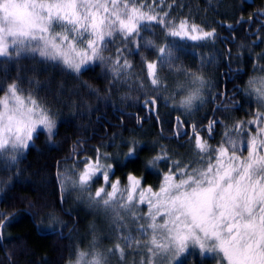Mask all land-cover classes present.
<instances>
[{
  "label": "trees",
  "instance_id": "16d2710c",
  "mask_svg": "<svg viewBox=\"0 0 264 264\" xmlns=\"http://www.w3.org/2000/svg\"><path fill=\"white\" fill-rule=\"evenodd\" d=\"M143 2L154 14L167 13V21L178 25L187 20L204 31L215 30V35L204 40L172 37L151 22L141 31L143 39H137L141 47L130 43L123 51L122 57L132 67L120 76L112 70L117 49H125L119 36L104 51L105 61L86 65L80 73L30 53L0 58V95L16 82L25 94L32 93L51 110L56 125L51 136L38 130L15 161L7 154L0 155V214L8 217L0 237V264H75L78 250L89 251L92 238L103 247L123 246L111 211L91 205L86 194L77 190L61 189L58 173L71 177L73 171L82 169L85 158H95L96 149L109 155L106 163L113 165V180L119 178L125 185L132 173L143 177L144 186L155 189L174 161L198 166L194 140L190 139L192 124L215 147L236 122L264 111L256 98L244 91L249 79L264 76V0ZM147 41L171 48L172 66L165 65L160 71L169 91L163 87L154 91L146 78L142 57L154 61L159 55L156 48L144 46ZM178 68L202 71L209 81L203 90V104L197 102L191 113L166 99L174 81L183 78ZM149 96L157 97L151 111L144 106ZM181 98L177 95L176 101ZM177 116L184 122L180 135ZM210 120L217 121L211 135L207 129ZM132 140L138 146L136 158L129 160L126 145ZM162 149L169 159L150 167L148 162ZM100 183L102 180H97L92 185L93 192ZM132 211L139 217L147 208L139 205ZM122 215L125 234L139 240L137 227L143 221ZM128 248L124 259L115 255L116 264H127ZM142 256L141 248L133 264H140ZM174 264H218V257L190 246Z\"/></svg>",
  "mask_w": 264,
  "mask_h": 264
},
{
  "label": "snow or ice",
  "instance_id": "6c2138e0",
  "mask_svg": "<svg viewBox=\"0 0 264 264\" xmlns=\"http://www.w3.org/2000/svg\"><path fill=\"white\" fill-rule=\"evenodd\" d=\"M165 17L167 13L154 14L143 0H0V58L30 53L80 73L86 65L105 61L104 51L119 36L125 49H117L112 70L120 76L132 67L122 57L123 51L130 43L141 47L137 39H143L141 31L151 22L172 37L204 40L215 35V30L204 31L187 20L177 25ZM144 46L159 53L154 61L142 57L146 78L154 91L162 87L169 91L160 71L165 65L172 66L170 46L157 47L152 41ZM176 71L183 78L174 81L166 99L191 113L197 102L203 104V90L209 81L199 70ZM244 91L264 107V76L249 79ZM177 95L182 96L178 101ZM156 104L157 97L144 100L150 111ZM176 120L180 135L184 122L179 116ZM216 123L208 122L209 135ZM55 126L51 110L32 93L25 94L16 82L0 95V155L7 154L15 161L38 130L51 136ZM191 127L198 166L174 161L155 189L144 186L143 177L132 173L125 185L119 178L113 180V165L106 163L109 155L99 149L95 158H85L82 169L73 171L71 177L58 173L62 191L70 183L74 190L86 194L91 205H102L114 214L120 229L118 240L123 241V246L116 243L106 251H100L93 241L89 251L78 250L75 264H110V256L117 254L122 260L125 248L133 244L143 250L140 264H174L190 246L198 247L201 254H215L218 264H264V111L236 122L215 147L200 135L196 124ZM126 146V158L135 159L138 142L132 140ZM167 159L162 149L148 164L154 167ZM97 180L102 183L93 192ZM139 205H146L147 211L138 217L132 210ZM122 214L143 221L137 227L139 240L125 234ZM6 219L0 214V228Z\"/></svg>",
  "mask_w": 264,
  "mask_h": 264
},
{
  "label": "rangeland",
  "instance_id": "374dc122",
  "mask_svg": "<svg viewBox=\"0 0 264 264\" xmlns=\"http://www.w3.org/2000/svg\"><path fill=\"white\" fill-rule=\"evenodd\" d=\"M65 187L71 189L72 191L74 190V189L71 187V184H70V183L66 184ZM77 192H78V190H77ZM93 241H94V239L92 238V240H91V244H92ZM96 243H97L98 249H99L100 251H106L108 248H112V247H114V246H112V245H110V247H103V245H102L98 240L96 241ZM90 249H91V248H90ZM90 249H89V250H90ZM140 251H141V248H137L136 246L128 248V249H127V252H126V259H128L129 261L127 262V264H133V261H134V263H135V260H136V259H135V256H136V254L139 253ZM109 260H110V264H116L115 255H114V256H110Z\"/></svg>",
  "mask_w": 264,
  "mask_h": 264
},
{
  "label": "water",
  "instance_id": "95a60500",
  "mask_svg": "<svg viewBox=\"0 0 264 264\" xmlns=\"http://www.w3.org/2000/svg\"><path fill=\"white\" fill-rule=\"evenodd\" d=\"M7 218H8V217H7ZM6 220H7V219H6ZM6 220L4 221V224H5ZM2 229H3V228H0V237L2 236Z\"/></svg>",
  "mask_w": 264,
  "mask_h": 264
},
{
  "label": "bare ground",
  "instance_id": "6f19581e",
  "mask_svg": "<svg viewBox=\"0 0 264 264\" xmlns=\"http://www.w3.org/2000/svg\"><path fill=\"white\" fill-rule=\"evenodd\" d=\"M3 238V235L1 236V239Z\"/></svg>",
  "mask_w": 264,
  "mask_h": 264
}]
</instances>
